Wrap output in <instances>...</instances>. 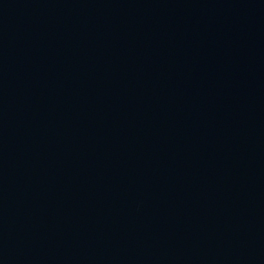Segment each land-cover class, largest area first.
<instances>
[{
    "label": "water",
    "instance_id": "water-1",
    "mask_svg": "<svg viewBox=\"0 0 264 264\" xmlns=\"http://www.w3.org/2000/svg\"><path fill=\"white\" fill-rule=\"evenodd\" d=\"M0 264H264V0H0Z\"/></svg>",
    "mask_w": 264,
    "mask_h": 264
}]
</instances>
